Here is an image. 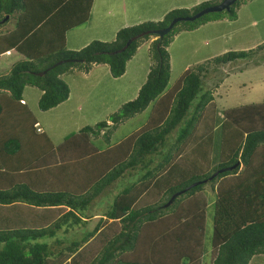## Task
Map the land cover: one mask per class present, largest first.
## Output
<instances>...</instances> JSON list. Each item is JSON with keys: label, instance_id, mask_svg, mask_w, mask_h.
<instances>
[{"label": "trees", "instance_id": "16d2710c", "mask_svg": "<svg viewBox=\"0 0 264 264\" xmlns=\"http://www.w3.org/2000/svg\"><path fill=\"white\" fill-rule=\"evenodd\" d=\"M93 1L0 0V57L14 51L23 58L0 74V209L19 213L13 220L0 218V264H202L206 185L214 189L210 264H250L264 256V101L226 109L217 122L209 119L212 92L203 90L219 68L248 58L251 50L229 51L187 68L166 90L167 48L180 22L161 39L155 32L213 5L202 3L192 14L173 10L159 23L118 30L112 42L67 50V33L88 22ZM241 1L223 12L233 18ZM217 14L185 22L190 24L185 31ZM10 21L12 28L2 31ZM151 38L144 84L109 119L115 130L151 106L138 130L101 151L94 140L106 136L105 122L69 134L58 145L39 129L23 102L24 88L41 92L37 107L46 112L68 98L63 74H88L106 65L118 79ZM126 177L131 184L91 231L57 236L84 228L96 200ZM182 196L186 199L179 201ZM43 210L48 216L38 212Z\"/></svg>", "mask_w": 264, "mask_h": 264}, {"label": "rangeland", "instance_id": "374dc122", "mask_svg": "<svg viewBox=\"0 0 264 264\" xmlns=\"http://www.w3.org/2000/svg\"><path fill=\"white\" fill-rule=\"evenodd\" d=\"M202 3L215 6L221 1L95 0L90 20L85 25L67 33L66 49L73 48L71 41L74 39L77 46L93 38L94 41L112 42L114 33L120 29L147 22L159 23L173 10H187L189 14H192ZM227 15L225 12L217 14V18L213 16L210 18L212 21L193 31H185L190 24L178 23L171 37L172 43L167 48L170 57V77L166 90L175 84L187 68L202 64L229 51L251 50L252 53L248 58L219 68L217 75L211 76V80L203 89L212 92L215 106L213 117L211 114L208 116L211 115L209 119L213 118L217 122L226 109L259 104L264 101V46L262 49L258 48L264 44V0H242L235 9L236 17L230 19ZM10 28H12V21L1 27V30ZM153 40L151 38L137 49L133 58L127 63L125 73L118 79L111 77L106 65L93 66L88 74L78 70L63 74L61 80L68 87V98L46 112H41L37 107L40 91L36 88H24L22 98L36 117L41 131L45 132L55 145H58L69 134L78 132L84 127H94L100 122H105L107 126L101 130V133L106 136L94 140L95 145L102 151L120 143L122 139L138 130L146 123L151 106L142 114L117 126L115 130L109 119L122 105L137 97L150 71L151 62L148 51ZM22 59L14 51L2 55L0 74L8 73L9 69ZM219 81L222 83L215 88V84ZM214 138L215 143H218V131L214 134ZM131 182L132 180L126 177L112 184L106 193L96 200L95 206L87 211L90 219L84 228L68 234L61 231L57 236L62 239L74 238L79 236L80 232L84 234L91 231L102 218L108 204ZM204 194L208 207L202 264H210L214 189L212 191L210 186L206 185ZM185 197L182 196L179 201H183ZM263 263L264 256H257L250 264Z\"/></svg>", "mask_w": 264, "mask_h": 264}, {"label": "water", "instance_id": "95a60500", "mask_svg": "<svg viewBox=\"0 0 264 264\" xmlns=\"http://www.w3.org/2000/svg\"><path fill=\"white\" fill-rule=\"evenodd\" d=\"M239 0H223L221 3H219L218 5H215V6H211V7H207L201 11H199L198 13H196L195 15L191 16V17H186V18H176L174 20L171 21V23L169 24V26L165 29H162L160 31H157L155 32V34L158 36L159 39H161L162 37H164L165 35H167L170 30L172 29V27L177 23V22H181V21H184V22H193L195 20H198L199 18L205 16V15H208V14H213V13H221L223 11L225 12H228L230 10V7ZM127 46V45H126ZM60 64L59 63H56L53 67L55 66H58ZM52 67V68H53ZM45 72L41 73V74H44ZM221 172V171H219ZM217 173H215L213 176H216ZM212 178V177H211ZM197 184H193L190 188L196 186ZM180 193L178 194H175L173 195L169 202L165 205L166 207H168L172 202L173 200L179 195Z\"/></svg>", "mask_w": 264, "mask_h": 264}, {"label": "crops", "instance_id": "0c3cea01", "mask_svg": "<svg viewBox=\"0 0 264 264\" xmlns=\"http://www.w3.org/2000/svg\"><path fill=\"white\" fill-rule=\"evenodd\" d=\"M94 4H95V0L93 1V6H92V8H91V13H92V9H93V7H94ZM107 12H109V10L107 11ZM106 12V13H107ZM91 13H90V18H91ZM90 18H89V20H90ZM88 20V21H89ZM115 34L116 33H114V36H115ZM113 36V37H114ZM113 39V38H112ZM111 39V40H112ZM94 41V38L93 39H89V40H87V42H85V43H82L81 44V46H77V45H75V39L74 40H72L71 41V43H72V45H73V48H71L70 50H80V49H82L83 47H85L86 45H88L89 43H91V42H93ZM65 44L67 45V38L65 39ZM106 67V66H105ZM40 95H41V92H40ZM23 102H24V100H23ZM26 103V102H25ZM39 129L40 130H42L41 128H40V126H39ZM52 141V140H51ZM15 208V207H14ZM12 209V207H9V210L8 209H0V218L2 219V220H4L6 217V219H14V218H17L18 216H19V213L17 212V209H13V210H11ZM40 214H44L43 212H46L45 210H43V211H38ZM46 215L48 216V214L46 213ZM6 219L4 220V221H6Z\"/></svg>", "mask_w": 264, "mask_h": 264}, {"label": "built area", "instance_id": "2783aa9c", "mask_svg": "<svg viewBox=\"0 0 264 264\" xmlns=\"http://www.w3.org/2000/svg\"><path fill=\"white\" fill-rule=\"evenodd\" d=\"M37 131H38V132H40V130H39V129H37Z\"/></svg>", "mask_w": 264, "mask_h": 264}]
</instances>
